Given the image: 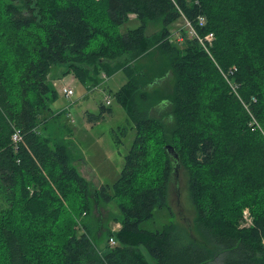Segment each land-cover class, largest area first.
<instances>
[{
    "label": "trees",
    "instance_id": "obj_1",
    "mask_svg": "<svg viewBox=\"0 0 264 264\" xmlns=\"http://www.w3.org/2000/svg\"><path fill=\"white\" fill-rule=\"evenodd\" d=\"M182 17L213 32L208 50L187 29L172 42ZM59 64L86 87L124 72L109 94L133 139L111 186L76 170ZM180 168L192 226L142 228ZM112 200L120 227L99 248L86 221ZM0 264H264V0H0Z\"/></svg>",
    "mask_w": 264,
    "mask_h": 264
},
{
    "label": "rangeland",
    "instance_id": "obj_2",
    "mask_svg": "<svg viewBox=\"0 0 264 264\" xmlns=\"http://www.w3.org/2000/svg\"><path fill=\"white\" fill-rule=\"evenodd\" d=\"M136 21L134 15V19H130L127 24L130 27L135 26L137 24ZM172 29L176 30V32L179 30L178 34L181 35V32L186 29L183 26V20L182 23L179 21ZM173 35L172 42L181 46L183 44L180 42L181 39L179 40L175 34ZM65 71V66L55 65L52 70L53 76L51 77L59 93L57 101L53 104L58 109H63L59 117L64 125L63 131H61L66 134V137L68 136L75 141L79 151L75 149L76 152L74 153H77V156H81L85 163L94 171L89 174L90 178H87L91 184L99 186L100 183H104L111 186L120 175L121 167L124 163V154L129 149L133 139V130L129 128L130 121L125 115L123 107L113 101L111 93L109 94L110 89L114 90L125 81L124 72L119 69L113 75H109L110 77L101 82L100 85L98 84V87L93 85L86 87L79 83L71 73H65ZM66 84L73 88V94L70 96H65L59 91ZM103 84L107 85L105 90L102 89L104 88ZM105 96L110 98V104L107 105L108 107L106 106L107 109L100 115L99 105L100 103H105ZM91 114H98L99 118L94 119ZM75 160V164L79 165V158L76 159L75 157ZM185 178L186 174L180 168L170 184L168 197L170 209L168 207L155 208L153 217L140 223L142 228L150 230L161 229L170 221L176 223L181 221L188 226H192L194 214L190 195L187 192V179ZM116 207L114 200L107 204L101 203L97 208H93L91 216L86 221L89 222L91 230L96 231L97 235L103 237L99 248L106 245V233L109 230L114 231L120 227V223L114 221V217L119 214ZM251 214L249 207L245 206L242 208L239 220L240 226H251L253 223ZM241 223L243 224L241 225ZM144 254L148 260L152 261L146 250H144Z\"/></svg>",
    "mask_w": 264,
    "mask_h": 264
},
{
    "label": "built area",
    "instance_id": "obj_3",
    "mask_svg": "<svg viewBox=\"0 0 264 264\" xmlns=\"http://www.w3.org/2000/svg\"><path fill=\"white\" fill-rule=\"evenodd\" d=\"M180 20H181V23H182V20H183V26L186 27L188 33L191 34V36L197 38V40L199 41V43L201 44V46L204 49L208 50V45L212 43V40L214 38L213 32H208L204 36H200V35H198L195 32L194 27L191 25V23L188 20H186L185 17H182V19H180ZM197 20L199 21V24L200 25H203V23L205 22V19L202 16H199V18H197ZM172 32L173 33H171V34H175L176 37H177V39L180 40L182 38V36L180 34H178L179 30H177V32H176V30H173L172 29ZM231 68L232 69H235V66H233ZM229 71L231 72V69ZM222 74H224V76H226L225 72H222ZM231 85H232V87H235L233 84H231ZM59 91H61V93H63L65 96H70L71 94H73V88L71 86L67 85V84L66 85H63L62 88ZM104 99H105V102L106 103H109L110 98L108 96H105ZM251 123H256V121L253 120V122H251ZM256 126H258L257 123H256ZM252 128L254 129L255 127H252ZM18 131L19 130L14 131L15 133L13 134V140H19V139H21V135L19 134ZM243 216H244V214H243ZM242 224L243 223H241V225ZM109 244L110 245H114L115 244V240H114L113 237H110L109 238Z\"/></svg>",
    "mask_w": 264,
    "mask_h": 264
},
{
    "label": "crops",
    "instance_id": "obj_4",
    "mask_svg": "<svg viewBox=\"0 0 264 264\" xmlns=\"http://www.w3.org/2000/svg\"><path fill=\"white\" fill-rule=\"evenodd\" d=\"M76 162V160L74 161V163ZM77 168L76 170H79V172L86 178H90L89 174L93 173L94 171L85 163V161L83 159L80 160L79 165L78 164H74ZM101 184V183H100Z\"/></svg>",
    "mask_w": 264,
    "mask_h": 264
},
{
    "label": "water",
    "instance_id": "obj_5",
    "mask_svg": "<svg viewBox=\"0 0 264 264\" xmlns=\"http://www.w3.org/2000/svg\"><path fill=\"white\" fill-rule=\"evenodd\" d=\"M167 150H168V153H170L172 156H173V162H174V164H172V166L174 167V169H177V166L176 165H179V162H178V160H179V157H178V153H175L174 151V149L172 148V147H170V146H167Z\"/></svg>",
    "mask_w": 264,
    "mask_h": 264
}]
</instances>
